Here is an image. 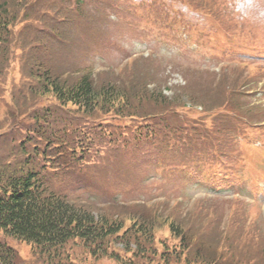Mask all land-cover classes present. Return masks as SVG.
<instances>
[{
  "label": "rangeland",
  "instance_id": "1",
  "mask_svg": "<svg viewBox=\"0 0 264 264\" xmlns=\"http://www.w3.org/2000/svg\"><path fill=\"white\" fill-rule=\"evenodd\" d=\"M188 2L199 5L200 0H0V8L5 4L9 16L15 17L13 32L8 35L14 40L13 52L9 62L5 61V80L0 87V125L4 135L10 134L12 118L7 107L34 101L18 93L19 88L25 90L26 74L34 60L44 59L56 73L92 74L97 83L108 81L125 86L136 75V82L146 81L148 87L161 89L168 96V104L146 99L141 103L139 117L116 121L128 124L129 131L135 126L144 131L151 124L142 122L157 123L165 114L168 120L174 117L172 126L176 127L171 126L163 135L160 126L154 137L142 135L119 150L104 149L109 160L104 164L99 163L106 159L100 154L107 143L97 142L96 151L89 153L79 150L84 143L74 151H65L66 145L55 147L50 164L42 170L47 173L48 185L66 189L77 204H86L94 211L119 217L136 211L151 219L158 213L189 221L192 231H196V243L192 241L183 258L179 257L177 240L165 238L164 249L173 252L166 264H264V176L258 179L250 160L254 153L248 150L264 135V123L244 120L236 112L251 116L264 110V95L257 103L246 96H262L260 90H249L257 88L264 75V40L230 41L223 50L216 46V40L207 38L223 24L233 26V34L242 37L238 28L248 25L252 17L258 18L256 26L264 31V0H221L214 21L187 6ZM246 45L257 46L261 52L237 48ZM247 52L257 55H241ZM132 54L138 58L126 60ZM124 63L130 66L115 73ZM252 75L256 78L252 79ZM252 103L257 105L248 107ZM54 111L59 117L58 109ZM111 115L117 116H105L112 120ZM70 116L67 109H62L60 127ZM18 119H22L21 125H32L22 115ZM227 119L232 121V128L225 125ZM37 125L49 132L45 123ZM89 127L84 123V130ZM215 127L224 130L211 140L210 131ZM14 128L18 137L24 135L23 130ZM11 143L8 138L1 140L0 153L7 151ZM216 144L224 151L215 148ZM80 152L87 162L81 167L63 168L58 179L50 177L49 165L65 163ZM88 155H93V163ZM257 169L259 175H264V160ZM156 196H165L166 200L147 207V201ZM187 207L192 208L184 217ZM194 208L201 209L200 214L188 219ZM159 221H155L156 227ZM156 230L154 236L160 239L169 235L166 225ZM0 238L3 240L1 235ZM132 238H127L125 231L110 247L121 258L126 253L125 242L130 240L128 245L136 248ZM6 240L16 253L15 264H43L41 255L32 253L26 242ZM146 240V249L151 248L154 241ZM70 252L76 264L120 262L118 257L111 260L108 255H90L76 242ZM195 253L204 258L197 256V260ZM153 258L151 264L164 263L160 256Z\"/></svg>",
  "mask_w": 264,
  "mask_h": 264
},
{
  "label": "trees",
  "instance_id": "2",
  "mask_svg": "<svg viewBox=\"0 0 264 264\" xmlns=\"http://www.w3.org/2000/svg\"><path fill=\"white\" fill-rule=\"evenodd\" d=\"M2 6L0 87L5 80V61L9 62L13 52L7 35L11 27L9 22L14 17L13 15L11 19L5 4ZM29 66L31 68L26 74L27 85L23 87L25 90L19 88L18 93L23 92L24 97L31 96L34 101L7 107L8 115L12 118L10 134L4 135L5 129L2 130L0 125V141L8 138L13 142L7 151L0 153V235L3 237V240L0 238V264H15L16 253L11 245L6 243L7 238L29 244L32 253L41 255L43 264H76L72 261L70 252L74 242L90 255H108L111 260L117 257L119 260V252L111 249L110 244L118 240L125 231L127 238L133 237L131 241H134L136 248H131L128 245L130 240H127L126 253L120 258L119 264H151L154 260L152 257L156 256H160L163 264H166L172 254L170 250L164 249V243L165 238L171 236L183 242L184 250L187 251L192 241H197L194 235L196 231H192L189 221L185 223L179 219L175 220V216L162 217L159 214L151 219L152 216L138 212L136 214V211L120 217L94 211L86 204L74 203L64 191H53L44 183L41 174L45 168L43 166L50 164L52 150L56 146L64 145L67 140L68 145L75 144L78 139L82 140L81 135H84L86 141L94 137H109L107 141L110 144L111 140L115 139L123 144L124 139L129 136L132 139L141 134L140 129H133L130 133L128 124L122 125V122L116 120L123 117H139L138 114L142 112L141 103L146 99H157L160 104L167 105L165 100L168 96L157 87H148L146 81L143 84L133 80L127 86H118L108 81L97 83L86 73L64 76L56 73L44 59L34 60ZM56 108L59 117L55 114ZM62 109H67L71 114L69 123L65 121L64 127L59 124ZM108 113L121 117L112 118L110 121L105 116ZM21 115L32 125L19 124L22 119L19 120L18 117ZM90 119L93 122H90ZM164 120L165 114L159 122H154L158 131ZM37 123H45L49 132L36 129ZM79 123H82V127ZM84 123L90 124L86 130H83ZM142 123L148 124V121ZM14 127L23 130L24 135L18 137ZM57 127L61 131H57ZM146 127L149 128L150 134L154 133L151 129H156V126ZM156 220H160L157 227ZM126 222H129L128 225ZM163 225H166L169 235L160 239L154 235L156 228ZM145 240H151V243L154 241L162 249L155 244L146 249ZM149 253L151 258L146 257ZM184 255L179 252V257L184 258ZM195 256L204 258L201 254L195 253ZM201 261L207 263L205 259Z\"/></svg>",
  "mask_w": 264,
  "mask_h": 264
}]
</instances>
